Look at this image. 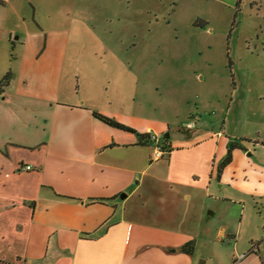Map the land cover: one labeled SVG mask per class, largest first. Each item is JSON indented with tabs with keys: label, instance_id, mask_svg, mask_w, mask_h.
<instances>
[{
	"label": "crops",
	"instance_id": "1",
	"mask_svg": "<svg viewBox=\"0 0 264 264\" xmlns=\"http://www.w3.org/2000/svg\"><path fill=\"white\" fill-rule=\"evenodd\" d=\"M67 14L70 24L46 26L32 0H0V80L12 72L0 93V264H197L200 240L233 233L204 213L197 229L194 209L245 213L262 199L264 144L239 143L219 176L233 137L226 118L216 126L199 114L165 135L168 158L152 160L150 135L161 130L152 119L139 125L124 99L141 65L79 56L114 51L70 44L76 16ZM251 254L234 251L232 264Z\"/></svg>",
	"mask_w": 264,
	"mask_h": 264
},
{
	"label": "rangeland",
	"instance_id": "2",
	"mask_svg": "<svg viewBox=\"0 0 264 264\" xmlns=\"http://www.w3.org/2000/svg\"><path fill=\"white\" fill-rule=\"evenodd\" d=\"M32 1L46 26L70 24L65 21L68 10L75 11L77 28L70 44L114 51L79 56L108 65H141L138 85L125 80L124 99L128 110L140 115L139 125L154 120L162 141L167 133L173 140L179 126L199 114L216 126L226 118L224 127L233 141L248 147L264 141V0ZM248 201L245 213L237 204L215 216L209 215L212 207L194 209L195 215L191 211L197 229L204 213L216 230L226 222L233 233L200 240L197 264H232L236 250L252 252L247 264H264V197ZM138 202L145 213L143 200Z\"/></svg>",
	"mask_w": 264,
	"mask_h": 264
},
{
	"label": "trees",
	"instance_id": "3",
	"mask_svg": "<svg viewBox=\"0 0 264 264\" xmlns=\"http://www.w3.org/2000/svg\"><path fill=\"white\" fill-rule=\"evenodd\" d=\"M12 79V72L11 71H8L7 74L0 80V93L3 92V88L5 86H7L10 81ZM94 115H96L98 118H100L101 120L105 121L106 123L110 124V125H113V126H116V127H119V128H122V129H126V130H132L130 127H128L127 125L121 123L120 121L110 117V116H107L105 114H102L100 112H97V111H94ZM262 143L264 144V141H262ZM236 147H241V145L236 142V141H231L230 144H229V152L228 154L226 155V157L220 162L219 166H218V174L219 176L221 175L222 173V170L223 168L229 164L232 160V150ZM242 148V147H241ZM194 247H195V243L194 241L188 243L187 245H185L184 247V250L187 251V252H192L194 250ZM255 251V250H253Z\"/></svg>",
	"mask_w": 264,
	"mask_h": 264
},
{
	"label": "built area",
	"instance_id": "4",
	"mask_svg": "<svg viewBox=\"0 0 264 264\" xmlns=\"http://www.w3.org/2000/svg\"><path fill=\"white\" fill-rule=\"evenodd\" d=\"M151 141H153V149H152V160H159L164 155L171 151V147L166 140L162 141L157 134L150 135ZM27 169H30L31 166H26Z\"/></svg>",
	"mask_w": 264,
	"mask_h": 264
},
{
	"label": "water",
	"instance_id": "5",
	"mask_svg": "<svg viewBox=\"0 0 264 264\" xmlns=\"http://www.w3.org/2000/svg\"><path fill=\"white\" fill-rule=\"evenodd\" d=\"M170 136V134L169 133H167V137H169Z\"/></svg>",
	"mask_w": 264,
	"mask_h": 264
}]
</instances>
